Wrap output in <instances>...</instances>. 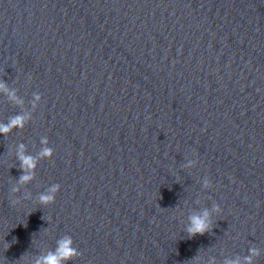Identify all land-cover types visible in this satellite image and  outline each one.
<instances>
[{"label": "water", "instance_id": "water-1", "mask_svg": "<svg viewBox=\"0 0 264 264\" xmlns=\"http://www.w3.org/2000/svg\"><path fill=\"white\" fill-rule=\"evenodd\" d=\"M0 83V264H264V0H0Z\"/></svg>", "mask_w": 264, "mask_h": 264}, {"label": "clouds", "instance_id": "clouds-1", "mask_svg": "<svg viewBox=\"0 0 264 264\" xmlns=\"http://www.w3.org/2000/svg\"><path fill=\"white\" fill-rule=\"evenodd\" d=\"M0 90H7L5 84L0 83ZM13 98H15V95ZM20 119L21 118H13L7 124H4L0 127V133H7L11 130L13 124L16 126H20ZM51 152L50 149H45L42 155L47 156ZM21 169L23 170L24 174L19 178L20 184H25L33 179V175L29 173L34 170L36 166L35 158L21 154ZM60 185L56 184L50 192L53 194L41 195L40 201L41 203H52L55 201L54 193L59 192ZM17 189H13V192H16ZM208 213L206 212L203 217L193 216L191 217V226L187 229L190 236H194L196 234H204L210 228V224L208 221ZM253 254L255 250H253ZM79 251L74 247V242L72 241L71 237H65L64 239L58 242V247L53 252H49L47 256L43 257L41 261H38V264H70L72 260H74L77 256H79ZM248 264H251L250 258Z\"/></svg>", "mask_w": 264, "mask_h": 264}]
</instances>
